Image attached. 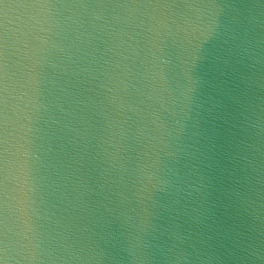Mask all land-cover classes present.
I'll list each match as a JSON object with an SVG mask.
<instances>
[{
	"label": "water",
	"instance_id": "95a60500",
	"mask_svg": "<svg viewBox=\"0 0 264 264\" xmlns=\"http://www.w3.org/2000/svg\"><path fill=\"white\" fill-rule=\"evenodd\" d=\"M0 264H264V0H0Z\"/></svg>",
	"mask_w": 264,
	"mask_h": 264
}]
</instances>
